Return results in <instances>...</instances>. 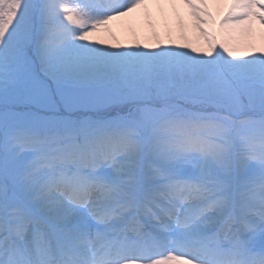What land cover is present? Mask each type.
Here are the masks:
<instances>
[{"label": "snow or ice", "instance_id": "6c2138e0", "mask_svg": "<svg viewBox=\"0 0 264 264\" xmlns=\"http://www.w3.org/2000/svg\"><path fill=\"white\" fill-rule=\"evenodd\" d=\"M0 264H264V0H0Z\"/></svg>", "mask_w": 264, "mask_h": 264}, {"label": "rangeland", "instance_id": "374dc122", "mask_svg": "<svg viewBox=\"0 0 264 264\" xmlns=\"http://www.w3.org/2000/svg\"><path fill=\"white\" fill-rule=\"evenodd\" d=\"M211 11L213 12V15L219 19L220 18V14H222L223 12V9H218L216 8L215 6H213L211 8ZM180 14L181 15H185L186 14V10L184 9H180ZM169 24L170 26L172 27V30L175 32V19L174 17L172 16V13L171 11L169 10ZM161 31H163V27H162V22H161V28H160ZM116 32H117V39L119 42L121 43H130L133 41V37L128 35L126 32L120 30V29H116ZM147 34H148V30H144L142 33H141V36H140V42L141 43H144L145 42V39L147 37ZM190 39H192V37L190 36Z\"/></svg>", "mask_w": 264, "mask_h": 264}]
</instances>
